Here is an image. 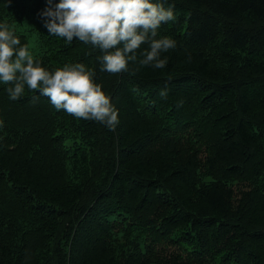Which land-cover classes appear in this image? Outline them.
I'll return each mask as SVG.
<instances>
[{"label":"trees","instance_id":"1","mask_svg":"<svg viewBox=\"0 0 264 264\" xmlns=\"http://www.w3.org/2000/svg\"><path fill=\"white\" fill-rule=\"evenodd\" d=\"M173 5L166 67L133 76L50 36L46 0H0L34 58L85 64L120 121L0 84V264H264V0Z\"/></svg>","mask_w":264,"mask_h":264},{"label":"clouds","instance_id":"2","mask_svg":"<svg viewBox=\"0 0 264 264\" xmlns=\"http://www.w3.org/2000/svg\"><path fill=\"white\" fill-rule=\"evenodd\" d=\"M166 0H46V8L37 15L50 36L71 44L74 40L91 45L101 53L100 70L117 75L135 76L145 67L164 69L168 63L162 54L176 48L169 36H159L163 24L175 22L173 6ZM159 37V38H158ZM142 45L147 48L141 51ZM134 66V67H132ZM0 84L12 101L25 90L47 97L57 111L104 125L115 131L119 112L95 82L94 72L83 63H68L48 70L34 58L29 44H21L14 27L0 22ZM133 91H138L133 89ZM161 98L168 92L162 89ZM39 97H34L33 102ZM182 101L178 105L182 106Z\"/></svg>","mask_w":264,"mask_h":264},{"label":"rangeland","instance_id":"3","mask_svg":"<svg viewBox=\"0 0 264 264\" xmlns=\"http://www.w3.org/2000/svg\"><path fill=\"white\" fill-rule=\"evenodd\" d=\"M29 40H30V51H31L32 54H34L35 53V51H34V49H35L34 40L31 37L29 38Z\"/></svg>","mask_w":264,"mask_h":264}]
</instances>
